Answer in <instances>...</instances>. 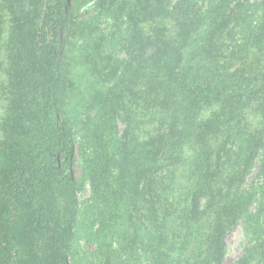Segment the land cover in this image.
Listing matches in <instances>:
<instances>
[{"label":"trees","instance_id":"obj_1","mask_svg":"<svg viewBox=\"0 0 264 264\" xmlns=\"http://www.w3.org/2000/svg\"><path fill=\"white\" fill-rule=\"evenodd\" d=\"M237 224L264 264V0H0V264H222Z\"/></svg>","mask_w":264,"mask_h":264},{"label":"rangeland","instance_id":"obj_2","mask_svg":"<svg viewBox=\"0 0 264 264\" xmlns=\"http://www.w3.org/2000/svg\"><path fill=\"white\" fill-rule=\"evenodd\" d=\"M89 196V188L86 187L83 191L79 192L78 197L80 201L85 200ZM80 243H84L80 240ZM245 238L241 224L235 225L227 234L225 238V257L222 264H231L237 258L243 249ZM91 249V246L88 248Z\"/></svg>","mask_w":264,"mask_h":264}]
</instances>
